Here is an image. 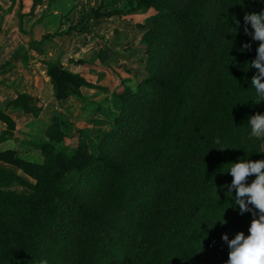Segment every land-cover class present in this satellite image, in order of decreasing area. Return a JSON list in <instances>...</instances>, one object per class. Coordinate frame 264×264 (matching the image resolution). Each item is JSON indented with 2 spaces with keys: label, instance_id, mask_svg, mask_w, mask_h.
I'll return each mask as SVG.
<instances>
[{
  "label": "trees",
  "instance_id": "obj_1",
  "mask_svg": "<svg viewBox=\"0 0 264 264\" xmlns=\"http://www.w3.org/2000/svg\"><path fill=\"white\" fill-rule=\"evenodd\" d=\"M135 2L155 10L142 36L148 75L114 95L113 125L97 151L84 142L57 148L53 117L46 140L31 141L42 161L0 152L8 164L0 165V264H226L219 239L250 234L252 212L241 215L224 186L231 163L264 159L246 140L264 102L251 85L259 42L244 32L245 13L264 11V0ZM45 64L57 100L103 89L59 61ZM32 99L8 103L36 114ZM0 120L1 141L15 125L1 111Z\"/></svg>",
  "mask_w": 264,
  "mask_h": 264
},
{
  "label": "rangeland",
  "instance_id": "obj_2",
  "mask_svg": "<svg viewBox=\"0 0 264 264\" xmlns=\"http://www.w3.org/2000/svg\"><path fill=\"white\" fill-rule=\"evenodd\" d=\"M19 1V5H23L21 10H28V7L31 10L36 0H26L28 4H24L25 0ZM102 4L103 0L72 2L71 10L77 7L72 11L69 23L76 31L73 52L76 60L83 61L76 62L78 71L103 89L81 87L80 97L72 96L67 103H60V111L53 115L49 112L47 118L56 117L60 122L61 140L56 147L66 151L84 142L89 152L95 153L103 134L113 125L112 117L116 114L114 95L117 96L126 86L136 90L139 81L148 75L142 36L151 27L155 10L137 8L135 0H119L115 6ZM78 6L82 7L78 10ZM97 7H100L99 15L94 17L92 10ZM250 139L261 151L264 138L252 137L250 133L246 140ZM38 153L31 157L36 159L37 156L42 161L44 156L42 152ZM219 241L224 242L223 239Z\"/></svg>",
  "mask_w": 264,
  "mask_h": 264
},
{
  "label": "crops",
  "instance_id": "obj_3",
  "mask_svg": "<svg viewBox=\"0 0 264 264\" xmlns=\"http://www.w3.org/2000/svg\"><path fill=\"white\" fill-rule=\"evenodd\" d=\"M73 1L42 0L31 10H21L19 0H0V111L15 125L12 134L0 141V152L12 150L21 158L41 160L31 157L40 152L31 141L46 140L44 130L53 119L47 118L49 112L60 111L58 105L70 99L53 97L45 63L59 61L65 68L80 72L73 52L76 31L69 26L72 11L77 9L71 10ZM22 93L33 97L30 105L38 107L36 114L8 103ZM6 128L0 120V134ZM0 165L8 164L0 159Z\"/></svg>",
  "mask_w": 264,
  "mask_h": 264
},
{
  "label": "clouds",
  "instance_id": "obj_4",
  "mask_svg": "<svg viewBox=\"0 0 264 264\" xmlns=\"http://www.w3.org/2000/svg\"><path fill=\"white\" fill-rule=\"evenodd\" d=\"M248 25H251L254 31L250 32ZM244 32L259 42L257 57L250 61L251 68L258 70L251 79V85L256 90L260 101L264 102V11L245 13ZM250 47V44L244 45V49ZM248 124L251 127L252 137L264 138V115L260 113L251 115ZM216 143L219 144L220 141L217 140ZM257 153L264 154V144L261 145V151ZM231 164L232 167L227 173H230L233 179L230 185L224 186L225 195L229 199L234 196V207H238L241 215L252 212L253 219L248 236H245L244 232L237 233L231 240L227 234L222 236L230 250L226 264H264V159L258 161L246 159ZM250 176H255V179L249 184ZM217 222L226 224L213 221L214 226ZM41 264H47V261H42Z\"/></svg>",
  "mask_w": 264,
  "mask_h": 264
}]
</instances>
